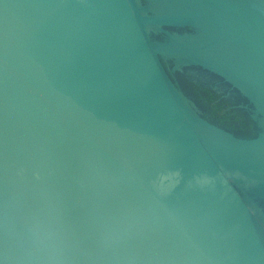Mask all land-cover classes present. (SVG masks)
Wrapping results in <instances>:
<instances>
[{"label":"water","instance_id":"1","mask_svg":"<svg viewBox=\"0 0 264 264\" xmlns=\"http://www.w3.org/2000/svg\"><path fill=\"white\" fill-rule=\"evenodd\" d=\"M0 264H264V0H0Z\"/></svg>","mask_w":264,"mask_h":264},{"label":"flooded vegetation","instance_id":"2","mask_svg":"<svg viewBox=\"0 0 264 264\" xmlns=\"http://www.w3.org/2000/svg\"><path fill=\"white\" fill-rule=\"evenodd\" d=\"M168 31L170 32V33H172V34H191V33H193L190 29H168ZM158 40H160V41H163V37H162V35H158ZM162 62H163V65H164V67L166 68V70L168 71V73H169V75L171 76V78H172V80L178 85V89H180L182 92H183V94H184V96L188 99V100H191L190 99V97H188L187 95H186V93L187 92H190L191 90H193V92L195 91L194 89H195V86L194 85H192L191 83H189V81H187V79H185L186 77H185V75L184 74H181V73H178V71H176V73L175 72H172L174 69H177L178 68V65H177V63L174 61V60H162ZM186 69H188V70H194V68H186ZM198 71H201V69H198ZM192 75V74H191ZM184 80V83L189 87V88H185V89H183L181 86L182 85H180L179 84V82H180V80ZM176 85V86H177ZM181 87V88H180ZM190 88H191V90H190ZM200 112V111H199ZM201 113V112H200ZM201 115L206 119V120H208L209 122H211L212 124H214V125H216L215 123H213L212 121H211V119H209L207 116H205V115H203L202 113H201ZM216 126H218V125H216ZM220 127V126H219ZM221 128H223L224 130H227V131H229V132H232V133H235L237 136H239V137H243V138H253V137H255L256 136V132L254 133V131L253 130H251L250 132L251 133H244V134H240V133H238V132H236V131H231V130H229V129H227V128H225V127H221Z\"/></svg>","mask_w":264,"mask_h":264},{"label":"clouds","instance_id":"3","mask_svg":"<svg viewBox=\"0 0 264 264\" xmlns=\"http://www.w3.org/2000/svg\"><path fill=\"white\" fill-rule=\"evenodd\" d=\"M177 176L179 175V173L176 174ZM196 182L200 185H206V184H209L211 183V180L210 178H208L207 176H204V177H197L196 178Z\"/></svg>","mask_w":264,"mask_h":264}]
</instances>
